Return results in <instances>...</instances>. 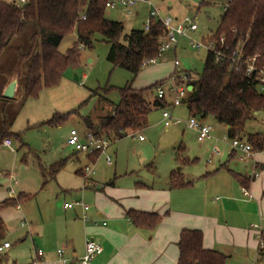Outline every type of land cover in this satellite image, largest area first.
I'll return each instance as SVG.
<instances>
[{
	"label": "crops",
	"instance_id": "crops-1",
	"mask_svg": "<svg viewBox=\"0 0 264 264\" xmlns=\"http://www.w3.org/2000/svg\"><path fill=\"white\" fill-rule=\"evenodd\" d=\"M17 64L15 58V61H10L5 68V74L0 75V109L7 111L3 117L5 119H8L9 100L17 96L21 80L25 79L29 61L21 67L15 96L7 98L3 93L15 74ZM154 99L149 100L153 102ZM169 100L170 96L166 102L169 103ZM260 112L262 111L258 114ZM3 118H0V129L5 121ZM208 119H212L215 125L208 123ZM10 120L9 118L7 121L11 123ZM202 120L213 126V132L219 127L228 136L229 125L211 117ZM144 128L130 135L140 136ZM12 136L21 139L15 133L8 138L11 139ZM188 136L196 137L191 130ZM143 139L139 138L141 141ZM214 139L206 141L197 139L203 144L205 151L211 152L206 164L199 168L189 166L194 160L186 147L180 144L175 150L173 164L174 166L180 164L182 167L174 169L172 164L164 177L153 172L159 180L152 182L151 175H141V179H133L122 184L117 180L134 177V171H118L116 161L113 160V163L108 164L104 154L89 155L74 151L72 148V154L64 158L67 159L66 164L72 158L78 162L79 166L75 174L79 179L74 181V187L65 186L59 183V172L56 174L53 179L57 181L59 191L55 197L58 199L60 195L62 196L60 191H64L63 206L61 208L55 206L56 208L50 210L47 215L41 210L39 216L32 215L30 210L33 205L31 204L33 191L20 187L15 190L18 179L14 174H10V171L4 172L0 168V176L1 174L5 177L9 176L6 184L7 193L4 192L6 195L0 193V201L7 198L15 199L22 193L28 196L23 201L0 211V217L4 223H8L11 216L8 209L15 206L18 218L21 219V227H28L26 233L34 236L32 239L36 244L34 252L29 249L25 263L21 264H79L89 238L94 239L103 248L89 264H179L178 241L181 231L185 228L201 230L204 247L225 254L226 264H264V248L259 247V236H264V151H256L253 159L241 160L239 152L233 150L231 146L226 150L225 148L220 150L214 145ZM115 141L113 140L108 148L114 159L116 151L112 152L110 148ZM65 146L71 147L67 142ZM214 146L218 148L219 153L212 151ZM3 148L8 147L2 146L0 151ZM11 151L15 152V148ZM177 151L180 152V159L176 158ZM80 154H83V161ZM14 158L17 160L16 154ZM22 160L25 161V158ZM101 161L114 168L103 173L98 172V164ZM87 166L93 167L92 174H86ZM42 167L44 166L41 165V169ZM47 169L46 167L45 170L42 169V186L49 181L46 176V173L49 174ZM173 172H176L187 184L172 187L170 176ZM255 172L258 175H255ZM240 178L248 182L243 183ZM243 187L249 189L250 195L243 192ZM74 190L79 196L78 201H75L74 197L70 198ZM87 197L90 200L88 202L85 200ZM83 203L89 208H84ZM130 209L158 213L159 221L154 228L137 226L127 216V211ZM17 230L19 231V228ZM24 239L25 237L22 240ZM3 242L0 239V243ZM11 248L12 244L6 250ZM59 248L64 249L63 257L67 259L66 261H63L58 254ZM38 249H42L44 253L39 255ZM6 250L3 253L6 256L4 264H16L12 259L14 254Z\"/></svg>",
	"mask_w": 264,
	"mask_h": 264
},
{
	"label": "rangeland",
	"instance_id": "rangeland-1",
	"mask_svg": "<svg viewBox=\"0 0 264 264\" xmlns=\"http://www.w3.org/2000/svg\"><path fill=\"white\" fill-rule=\"evenodd\" d=\"M152 1L161 9L162 16H172L175 23L185 16L196 17L199 29L191 33L196 40L205 38L216 30L227 2V0H207L205 3L203 0ZM105 15L108 19L124 22L127 30L143 28L148 18V6L145 2H141L133 13H126L121 8L107 9ZM36 31V23L29 21L23 32L16 35L2 50L0 75L5 74V68L10 61H15L16 58L17 63L19 62L20 54H27L31 49L33 51L38 49V45L33 46L32 43V36ZM76 40L77 33L73 30L62 40L58 47L59 51L66 53ZM108 49L109 44L102 39L100 34H95L93 46L80 47L79 63L68 66L58 84L43 87L37 96L26 97L23 86L24 79L21 80V87L17 96L9 100L7 116L8 119H11L9 130L19 134L21 139L16 136L11 137L15 152L8 148L1 149L0 168L4 172L10 171V174H14L15 178L18 179L15 190L20 187V189L33 191L31 199L33 205H31L32 210H30L32 215L38 214L39 216L40 210L47 215L50 210L56 208L55 206L57 208L63 206L64 191H60L62 194L59 196L60 198L55 197L59 191L57 181L52 179L48 173L46 176L49 181L45 186H42L41 165L48 168L61 158L72 154V147H66L65 144L71 128H76L80 132L87 129L83 116H89L93 122L97 123L100 117L105 116L114 105L120 102V88L128 83L135 89L147 88L159 80L168 78L174 72L179 74L190 73L196 78L204 69L207 55L205 48H194L190 40L183 37L175 48L172 47L164 51L156 62L145 64L132 81L133 76L128 70L113 65L107 59ZM175 58L180 61L179 66L175 65ZM147 97L151 100L154 99L155 90L148 92ZM166 107V109H172L174 117L181 119L182 122L172 124L167 128L162 116L164 108L155 107L150 113L149 125L140 132L144 137L142 141L136 134L134 136L128 135L113 143L110 150L116 151L114 160L117 163L118 171H134V177L118 179V183L141 179V175H151L153 179L150 180L151 182L156 179L159 180L157 176L153 175V172L164 177L169 167L173 162L175 163L174 153L180 144L186 147L187 152L194 160L193 163L189 164L193 168H199L206 164L211 157V152L205 151L203 144L198 142L196 137L189 138L188 136L190 130L187 127V121L191 114L186 103ZM6 113V110L4 112L3 109H0V118L2 119ZM57 114L58 116H56ZM63 114H68V118L60 124L51 123V125L49 123L54 117L57 118ZM8 119L3 118V121ZM207 122L215 125L212 119H208ZM263 130L264 113L260 112L247 121L244 134L258 133ZM224 135L226 134H224L223 129L215 128L213 143L220 150L230 148L229 140H222ZM15 154L17 160L14 158ZM79 156L83 161V154ZM23 158L25 161L22 160ZM14 163H16V167L13 165ZM77 166H79L77 161L73 158L69 160L59 171V183L74 187V181L79 179V176L75 174ZM178 167H182V165L175 164L174 169H178ZM113 168L114 166H107L104 161H101L97 171L103 173ZM8 177L1 174L0 193H7ZM161 180L163 181V179ZM75 192V190L71 192L70 198L74 197V200L78 201L79 196ZM70 198L68 197V199ZM81 200L83 201V199ZM85 200L90 201L88 197ZM8 213L11 216L9 222L5 223L6 233L1 241L7 240L12 244V248L6 252L11 251L14 254L12 259L15 260L16 264L25 263L29 249L34 252L36 245L32 240L34 236L26 233L28 227H21V219L18 218L15 206L10 207ZM46 234L48 236V231ZM24 237L25 239L22 240Z\"/></svg>",
	"mask_w": 264,
	"mask_h": 264
},
{
	"label": "trees",
	"instance_id": "trees-1",
	"mask_svg": "<svg viewBox=\"0 0 264 264\" xmlns=\"http://www.w3.org/2000/svg\"><path fill=\"white\" fill-rule=\"evenodd\" d=\"M205 2L207 0H203ZM105 3L106 0H29L23 8H19L12 0H0V54L16 35L23 32L29 21L37 25L32 43L33 46L38 45V49L20 54L15 70L19 77L24 62L29 61L24 86L26 97L37 96L43 87L58 84L65 69L79 63L80 47L93 46L95 34H100L109 44L107 59L113 65L128 70L133 76L132 81L149 60L160 56L159 47L166 36L161 20L153 18L149 30L144 27L127 30L124 22L106 17ZM83 14L86 18H82ZM73 30L77 33V40L66 53L60 52V43ZM221 37H224V46L230 48L225 51L226 55L220 61H215V55L207 52L202 73L196 78L187 73V85L193 87L185 100L187 109L191 115L200 114L202 119L212 117L229 125L230 138H246L255 151H264L263 133L244 134L245 125L255 115L254 112L264 109V91H261L254 76L246 73L244 64L238 69L233 68L228 56L241 43L243 54L257 55L256 64L264 68V0H228L218 27L207 39L220 40ZM166 79L147 88L135 89L129 83L120 88V102L100 117L97 123L89 116H83L87 130L117 140L146 127L153 108L170 105L156 95L153 102L147 97L148 92L155 90ZM67 118L68 114H63L54 117L49 123L60 124ZM9 125L5 120L0 129V143L13 134ZM179 153H176L177 159H180ZM66 162L67 159H60L48 167L52 179ZM42 169L45 170V167ZM240 179L243 183L248 182ZM185 184L176 172L171 173L172 187ZM27 197V194L22 193L15 199L0 201V211ZM127 216L135 225L148 228H154L160 218L158 213L135 209L128 210ZM5 233L6 226L0 217V239ZM178 247L179 264L227 263L225 254L204 247L203 233L199 229H183ZM5 262L6 256L0 253V264Z\"/></svg>",
	"mask_w": 264,
	"mask_h": 264
},
{
	"label": "built area",
	"instance_id": "built-area-1",
	"mask_svg": "<svg viewBox=\"0 0 264 264\" xmlns=\"http://www.w3.org/2000/svg\"><path fill=\"white\" fill-rule=\"evenodd\" d=\"M19 8H23L29 0H12ZM145 2L148 6V18L144 23L145 30H149L151 27L152 19L161 20L165 30L166 36L162 40L159 47V55L169 48L176 47L179 43V40L183 37H187L194 48H205L207 52H211L215 55V61H220L223 56L226 55L227 50H230L229 46H224V37H221L220 40H210L207 37L196 40L192 37L191 33L199 29L198 23L196 22V17L185 16L182 19L178 20L177 23L174 22V18L170 15L162 16L161 9L156 5L152 0H106L105 6L107 9H118L121 8L126 13H133L134 9L139 5V3ZM228 2V0H227ZM227 2L225 8L227 7ZM82 18H86L85 14L82 15ZM243 44H238L233 48L228 56L232 61L233 68L238 69L239 66L245 65L246 73L250 76H254L256 81L260 84L261 91H264V68H260L257 63V55L245 56L243 54ZM157 58L149 60V62H156ZM174 63L176 66H179L180 61L175 58ZM188 74L177 72L172 73L165 81L158 84L155 88V95L161 100H167L170 96L169 104L171 106H178L185 102L189 86L187 85ZM194 78V77H193ZM164 108L162 116L164 119L165 126H170L172 124H179L182 122L181 119L175 118L173 115L172 109ZM264 113V109L262 110ZM254 114H258V111H255ZM188 128L194 132L196 138L199 141H206L213 139L214 136L213 126L211 124L203 122L202 118L199 119L196 115H191L187 121ZM264 134V131H263ZM140 139L144 137L139 136ZM115 140L114 137L99 136L91 130H86L84 133H81L76 128L70 130L67 144L73 148L74 151L83 152L89 155L104 154L106 162L108 164L113 163V155L108 152V148L111 142ZM222 140H229V144L233 150L239 152L241 160H250L254 158L255 150L252 144L242 137H233L224 136ZM6 146L11 150H14L10 138H5L0 143V148ZM214 153H219L217 147H212ZM1 172V171H0ZM85 172L87 175L94 172L93 167H85ZM258 175V173H254ZM243 192L246 195H250L249 189L246 187L242 188ZM84 208H88V205L83 203ZM87 216H85V219ZM258 227L257 224H255ZM11 243L9 241H4L0 243V253L10 247ZM259 247L264 248V236H259ZM103 250L102 246L97 243L94 239H87L85 253L79 261V264H89L93 257ZM44 252L42 249H38V254L42 255ZM58 254L62 257L63 261L67 259L63 257L64 249L59 248Z\"/></svg>",
	"mask_w": 264,
	"mask_h": 264
},
{
	"label": "water",
	"instance_id": "water-1",
	"mask_svg": "<svg viewBox=\"0 0 264 264\" xmlns=\"http://www.w3.org/2000/svg\"><path fill=\"white\" fill-rule=\"evenodd\" d=\"M18 79H19L18 74L15 73L13 75V78L11 79V81L9 82V84L7 85L6 89L4 90L3 95L5 97L12 98V97L15 96V92H16L17 87H18ZM191 88H192V86L190 85L189 86V90H191ZM196 117L199 118V119L202 118L200 114L196 115Z\"/></svg>",
	"mask_w": 264,
	"mask_h": 264
}]
</instances>
